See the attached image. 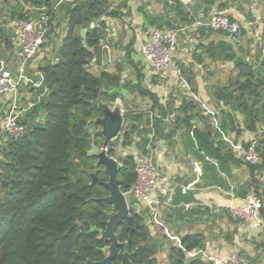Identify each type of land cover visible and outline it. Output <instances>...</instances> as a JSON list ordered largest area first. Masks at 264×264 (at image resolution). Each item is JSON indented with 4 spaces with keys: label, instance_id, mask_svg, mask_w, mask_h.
I'll return each instance as SVG.
<instances>
[{
    "label": "trees",
    "instance_id": "obj_1",
    "mask_svg": "<svg viewBox=\"0 0 264 264\" xmlns=\"http://www.w3.org/2000/svg\"><path fill=\"white\" fill-rule=\"evenodd\" d=\"M110 1H61L59 18L51 0H33L37 10L31 15L19 9L9 12L10 20L26 19L36 17L39 9H46L50 14L46 41L52 35L54 23L59 27L63 23L64 29L56 61L45 60L38 66L41 83L37 93H45L18 119L25 128L24 137L11 140L0 130V264H101L105 258L101 250L108 243L99 233H89L91 227L104 230L106 214L110 212V206L103 200L108 191L101 185L108 177L102 167L95 169L96 158L86 156L91 143L101 146L100 137L91 134L92 128L98 127L89 124L101 117V113L92 107L93 102L113 104L117 99L123 102L125 113L118 145L122 150L137 144L141 148L139 155H145L152 130L154 136L162 131V119L153 118L151 122L148 113L138 110L139 105L131 104L126 97L105 92L121 87L129 97L148 99L151 110L159 108L157 96L143 86L144 74L134 61L135 37L124 44L119 39L107 38L104 23L91 27L107 12ZM172 2L179 6L177 0ZM118 3L125 14L116 12V6L108 15L120 21L130 15V9L123 0ZM146 8L144 3L138 12L147 29L163 31L175 25L165 8L161 14L149 13ZM193 16L190 15V24ZM82 29L87 30L84 40L80 37ZM103 38H107L108 46L119 55L105 69L94 74L89 69L93 65L92 48ZM12 48L11 34L9 36L0 25V64L6 63L5 52ZM219 48L223 52L231 51L232 44L220 42ZM229 59L234 60L225 57V60ZM94 65L100 67V64ZM235 67L240 71V77L250 76L246 65L236 61ZM127 69L130 74L123 77ZM182 71L180 68L181 74ZM249 87L250 81L245 79L243 84H230L221 90L246 92L255 99V93ZM242 103L246 101L242 100ZM180 109L188 114L186 123L187 119L194 118L193 106L187 100L181 102ZM0 116L2 118L1 113ZM116 148L109 143L107 154L115 156ZM258 152L262 157L259 144ZM137 156L120 158L122 168L117 180L121 192H127L135 182ZM95 170V177L101 184L92 182L91 174ZM136 206L130 207L129 216L115 232L117 242L126 244V248L120 246L118 250L131 254V264H157L155 256L161 244L152 236L146 223V209L138 211ZM204 248L201 235H185L180 238L179 246L169 247L167 262L186 264L187 255ZM113 264H120L119 260L115 258ZM190 264L203 262L198 259Z\"/></svg>",
    "mask_w": 264,
    "mask_h": 264
},
{
    "label": "crops",
    "instance_id": "obj_2",
    "mask_svg": "<svg viewBox=\"0 0 264 264\" xmlns=\"http://www.w3.org/2000/svg\"><path fill=\"white\" fill-rule=\"evenodd\" d=\"M32 1L0 0V25L9 36V12L19 9L31 15L37 10ZM61 1L67 0H51L57 18ZM123 1L130 15L120 21L113 19L108 39H119L126 44L135 37L134 61L144 74L143 86L157 96L159 108L151 110L148 99L132 96L128 101L139 105L138 110L148 113L150 119H162V131L151 141L154 164L159 174L167 177L175 193L173 206L159 209L157 223L150 220L146 210V223L161 244L155 256L157 264H168L169 247L179 246L180 238L188 234L201 235L205 248L187 255L186 264L194 262L190 261L200 253L199 260L203 264H209L205 256L225 257L233 253L244 257L246 264H264V207L260 210L263 225L259 228L233 221L227 213V207L243 205L249 189H254L264 201V0H177L178 7L172 0ZM144 3L149 13L161 14L165 8L179 28L174 64L163 76L152 75L138 51L139 43L147 40L153 30L144 27L143 17L138 12ZM116 9L125 14L119 3ZM199 13L224 14L237 22L242 28L241 45H232L231 51L223 52L219 43H230L224 35L207 28H191L190 15ZM60 24L59 27L54 23L50 39L39 56L26 65L20 78L13 48L5 52L8 63L2 69L11 70L19 80L16 103L20 116L45 93H37L41 83L38 66L45 60L56 61L64 29V24ZM228 56L234 60H225ZM236 61L250 69V76L245 79L250 81L249 89L255 93V99L246 92L221 90L230 84L245 83L235 67ZM223 98L230 101L223 102ZM184 99L193 106L194 118L187 119V123L188 114L180 109ZM3 102L4 99H0V111ZM1 119L0 116V125ZM97 129L92 128L91 132ZM254 139L258 141L262 157L259 165L248 166L238 158V148ZM116 152L120 157L137 156L141 148L137 144L127 150L117 146ZM195 166L199 167V172L194 171ZM188 185L193 186L185 195L181 194L180 188Z\"/></svg>",
    "mask_w": 264,
    "mask_h": 264
},
{
    "label": "built area",
    "instance_id": "obj_3",
    "mask_svg": "<svg viewBox=\"0 0 264 264\" xmlns=\"http://www.w3.org/2000/svg\"><path fill=\"white\" fill-rule=\"evenodd\" d=\"M119 1L113 0L107 12L91 27H97L99 23H104L107 26L106 31L109 33L113 25V19L108 14L116 8ZM49 23L50 14L44 8L39 9L34 18L13 19L10 21L9 29L12 34L13 53L19 62V78L26 65L39 56L46 42ZM190 27L193 29L207 28L220 33L234 46H239L242 43L241 26L224 14H196L192 18ZM107 38H105L106 46H108ZM178 40L179 28L173 25L163 31L152 30L147 40L139 43V54L152 75L163 76L174 64ZM18 82L19 80L11 70L7 68L0 70V99H4L0 111L2 114L0 130L7 138L15 141L23 138L25 134V128L18 123L21 115L16 103ZM153 137L154 132L152 130L146 146V154L136 157L134 166L135 182L127 192H122V194L126 199L131 195L134 196L137 200L136 209L138 211L146 209L150 220L157 223L159 209L172 207L175 193L170 188L167 177L160 175L154 164L151 142ZM238 158L246 165H259L261 157L258 152V141L256 139L251 140L246 146L238 148ZM194 171L199 172V167L195 166ZM192 186L181 187L180 193L185 195ZM152 195H155L154 199ZM263 207L264 201L254 189H249L244 197L243 205L239 207L229 206L227 207V213L233 221H240L259 228L263 225L260 218V210ZM205 261L209 264H246L244 257L237 253L225 257L205 256Z\"/></svg>",
    "mask_w": 264,
    "mask_h": 264
},
{
    "label": "water",
    "instance_id": "obj_4",
    "mask_svg": "<svg viewBox=\"0 0 264 264\" xmlns=\"http://www.w3.org/2000/svg\"><path fill=\"white\" fill-rule=\"evenodd\" d=\"M112 3L113 0L109 2V5ZM116 12H118L117 9ZM86 32V29L81 30L80 37L82 40L85 39ZM92 54L94 56L92 63L100 64L102 70L105 69L110 61L116 57V51L111 48L109 49V47L105 45V38L99 40V43L92 48ZM105 92L108 95L117 94L120 97H125L127 95V92L121 87L109 88ZM120 101V99H117L113 104L101 101L93 102L92 107L101 113V117L89 122V124L93 123L98 126V129L92 131L91 134L93 137H100L101 146L98 147L94 143H91L86 156L96 158V163L94 165L95 169L102 167L104 173L108 177V181L101 184L95 177L96 170L91 174L92 182L101 184L108 191V195L103 200L110 206V212L106 214L107 222L104 230L101 231L94 227H91L89 230V233H99L108 243V245L102 249V252L107 254V256L101 264H113L112 261L115 258L119 260L120 264H131L129 261L131 254L126 250L123 252L118 251L120 246L126 248V244L121 245L117 242L115 232L129 216L130 207L135 205L137 200L132 195L126 199L119 189L117 174L122 168L120 163L121 157L118 155L110 157L107 154L108 144L112 143L114 146H118L122 135L121 131L125 111L122 109ZM200 257L201 253L190 262L200 259Z\"/></svg>",
    "mask_w": 264,
    "mask_h": 264
},
{
    "label": "rangeland",
    "instance_id": "obj_5",
    "mask_svg": "<svg viewBox=\"0 0 264 264\" xmlns=\"http://www.w3.org/2000/svg\"><path fill=\"white\" fill-rule=\"evenodd\" d=\"M59 41V40H58ZM57 41V43H58ZM7 55V54H6ZM6 61V59H4ZM8 63V61H6ZM2 67H4V63L0 64V70L2 69ZM90 71L94 74H98L102 68H100L99 66H96V65H92L90 68ZM124 75H128V70L125 71ZM127 99L130 98L128 95L125 96ZM130 100V99H129Z\"/></svg>",
    "mask_w": 264,
    "mask_h": 264
},
{
    "label": "flooded vegetation",
    "instance_id": "obj_6",
    "mask_svg": "<svg viewBox=\"0 0 264 264\" xmlns=\"http://www.w3.org/2000/svg\"><path fill=\"white\" fill-rule=\"evenodd\" d=\"M116 155H117V154H116ZM118 249H119V248H118ZM118 251H119V250H118ZM124 251H125V250H124ZM101 252H102V250H101ZM121 252H122V251H121ZM102 253H103V252H102ZM103 254H104V253H103ZM104 255H105V258H106L107 254H104ZM105 258H104V259H105ZM104 259H103V260H104ZM112 263H113V261H112ZM119 263H120V262H119Z\"/></svg>",
    "mask_w": 264,
    "mask_h": 264
}]
</instances>
